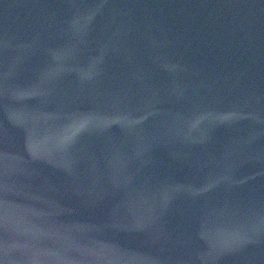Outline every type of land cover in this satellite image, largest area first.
I'll use <instances>...</instances> for the list:
<instances>
[{"label":"water","instance_id":"1","mask_svg":"<svg viewBox=\"0 0 264 264\" xmlns=\"http://www.w3.org/2000/svg\"><path fill=\"white\" fill-rule=\"evenodd\" d=\"M0 264H264V0H0Z\"/></svg>","mask_w":264,"mask_h":264}]
</instances>
